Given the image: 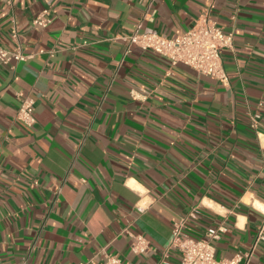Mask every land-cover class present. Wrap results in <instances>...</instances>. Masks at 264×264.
Listing matches in <instances>:
<instances>
[{
  "label": "crops",
  "instance_id": "0c3cea01",
  "mask_svg": "<svg viewBox=\"0 0 264 264\" xmlns=\"http://www.w3.org/2000/svg\"><path fill=\"white\" fill-rule=\"evenodd\" d=\"M207 12L234 35L227 84L119 39H176ZM0 47L30 56L0 64V264H180L196 207L188 234L224 225L217 258L264 264V0H0Z\"/></svg>",
  "mask_w": 264,
  "mask_h": 264
},
{
  "label": "built area",
  "instance_id": "2783aa9c",
  "mask_svg": "<svg viewBox=\"0 0 264 264\" xmlns=\"http://www.w3.org/2000/svg\"><path fill=\"white\" fill-rule=\"evenodd\" d=\"M51 21V13L46 10L35 18L34 24L47 27ZM139 29L140 25L132 34L119 37L126 44L127 53L133 46H137L144 51H152L168 59L174 66L183 64L200 75L211 77L223 84L228 83L223 54L226 50L233 49L234 35L226 33L209 12L203 14L189 31L176 39H169L156 33H141ZM13 37L17 39L16 31L13 32ZM50 54L53 53L50 52ZM29 57L21 51L0 47L1 65L9 66L12 63L26 61ZM259 106L262 107L263 102ZM17 119L29 127L35 125L33 101L29 99L22 101ZM248 119L250 128L257 132L261 126L262 114L250 112ZM200 214V208L196 207L174 226L169 247L179 251L180 264H239V259H219L216 256L215 242L227 232L224 225L209 228L205 238H195L186 232L188 221L196 220ZM126 232L131 238L130 250L133 254L139 255L154 250L151 242L143 235ZM260 243H264V217L259 226L253 249ZM101 254L103 256L102 264H131L119 255L108 253L105 249L101 251ZM250 256L251 254L245 255L247 259ZM163 263L168 264L166 261Z\"/></svg>",
  "mask_w": 264,
  "mask_h": 264
}]
</instances>
